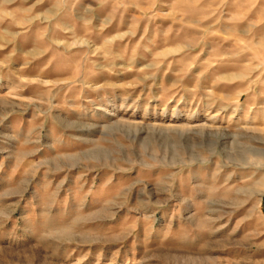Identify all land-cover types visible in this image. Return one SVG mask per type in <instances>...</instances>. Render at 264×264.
<instances>
[{
	"label": "rangeland",
	"instance_id": "374dc122",
	"mask_svg": "<svg viewBox=\"0 0 264 264\" xmlns=\"http://www.w3.org/2000/svg\"><path fill=\"white\" fill-rule=\"evenodd\" d=\"M0 264H264V0H0Z\"/></svg>",
	"mask_w": 264,
	"mask_h": 264
}]
</instances>
